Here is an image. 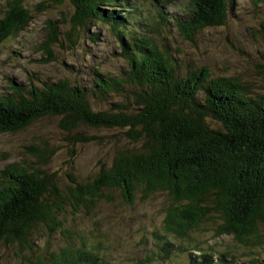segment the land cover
Wrapping results in <instances>:
<instances>
[{"label": "trees", "instance_id": "1", "mask_svg": "<svg viewBox=\"0 0 264 264\" xmlns=\"http://www.w3.org/2000/svg\"><path fill=\"white\" fill-rule=\"evenodd\" d=\"M67 1L75 9L74 25L85 34L96 29L88 35L92 44L101 39L104 27L113 34L117 56L126 66L119 75L101 72L88 53L83 67L89 64L91 70L83 80L74 77L81 61L73 58L66 75L56 81L40 80L38 73L29 76L33 81L12 83L7 94L0 95V134L24 131L41 119L60 116L59 128L72 146L94 142L82 127L108 129L115 137L121 132V141L129 146L121 145L108 164L99 163L81 181L67 174L70 186L65 190L55 174L5 166L0 173V244L17 242L25 247L40 226H53L52 231L59 227L54 221L65 208L70 214L81 208L89 212L98 202H111L112 196L104 194L107 190L118 193L127 206L135 204L137 192L145 201L156 193L167 200L163 220L170 236L189 239L201 226H211L215 237L229 235L249 248L239 253L235 264H264L259 251L264 245V93L254 89L253 82L213 76L182 50L188 44L199 46L206 30L224 26L242 0H153L158 4L150 16L153 22L143 18L142 26L135 27L134 11L144 12L137 0ZM245 2L260 16L252 33L264 43V0ZM43 9L41 5L32 11L25 0H4L0 44L16 39L32 25L33 14ZM57 24L46 23L47 59L42 62H56L51 56L54 44L66 52L77 48L76 28L69 26L63 33ZM179 52L181 57L175 55ZM91 98L108 108L94 112ZM98 144L110 145L106 140ZM47 154V148L36 153V164H45ZM163 239L168 241L163 246L172 247L165 235ZM163 246L158 247L166 250ZM170 252L159 256L157 264H171ZM76 253L83 264L99 261L85 240ZM186 253V264H234L237 259L198 245ZM72 256L64 250L51 258L54 264H66ZM152 262L147 256L135 264Z\"/></svg>", "mask_w": 264, "mask_h": 264}, {"label": "rangeland", "instance_id": "2", "mask_svg": "<svg viewBox=\"0 0 264 264\" xmlns=\"http://www.w3.org/2000/svg\"><path fill=\"white\" fill-rule=\"evenodd\" d=\"M53 2L54 0H25L27 8L32 11L41 5H44V9L33 14L32 25L16 39L0 44L1 96L7 94L12 83L25 84L32 80L29 78L31 74L39 73V79L43 78L45 81L63 78L73 58L81 61L74 77L83 80L88 68L90 69L89 64L88 68L83 67L89 57L88 53L93 55V60L98 64L95 68L99 67L101 72L119 75L126 66L125 61L117 56L119 47L106 27L102 29L101 39L92 44L88 41V35L94 34L96 29H89L85 34L84 30L73 23L75 9L72 5L67 0L60 5ZM137 2L144 12L139 14L134 11L133 27L139 24L142 26L143 18L152 23L154 17L150 16L155 14L158 4L153 0ZM3 3L4 0H0V10ZM168 7L172 9L173 5ZM251 9V3L242 0L234 10V15L228 16L224 26L206 30L199 46L188 44L183 46L182 50L190 52L191 57L199 61V65L207 66L213 76L250 81L256 85L254 89L258 87L264 93V43L259 36L252 33L258 26L260 16L254 14ZM262 20L264 22V16ZM49 21H58L57 26L63 33L69 31L72 26L76 28V50L70 49L66 52L54 44L51 56L56 60L55 63L42 62L47 59L43 42L48 33L45 27ZM63 33L60 35L62 41ZM173 38L178 40L175 35ZM65 47L69 48L68 44ZM176 54L181 57V52ZM72 65L73 62L70 63V66ZM90 103L94 112L99 110L98 108H108L104 102L93 98ZM59 118L61 117L44 118L24 131L0 134V173L10 164L39 168L48 174H55L60 188L65 190L70 186L67 174L81 181L94 173L99 163L108 164L121 145L129 146L127 141H121L124 138L121 132L115 137V132L108 129L89 127L82 129L85 134L94 138V142L72 146L71 140H68L59 128ZM102 140H106L110 145L98 144V141ZM45 148L48 150L47 162L36 164L34 155L44 152ZM104 194L112 196V201L98 202L89 212L81 208L78 214L72 213L75 215L65 208L54 221L59 227L52 231L50 228L53 226H40L38 234L29 237V243L25 244V247L19 246L17 242L2 241L0 264H54L55 260H52L51 255L57 256L64 250H70L73 254L72 258L67 257L66 264H83L84 260L79 261L76 252L81 249L84 240L86 247L99 259L97 264H135L147 256L153 264H157L158 257L169 253L170 249L168 257L172 260L171 264H186V252L191 251L195 245L216 255L230 253L232 258H237L232 260L235 264L241 258L239 253L249 249L238 244L232 236L215 237L211 226H201L199 231L190 234L189 239L170 236L164 229V208L167 204L164 194L149 195L145 201L142 194L137 192L135 204L130 206L123 204L119 194L114 191L107 190ZM164 235L173 244L172 247L163 246L162 242H168L163 239ZM158 246H163L166 250ZM259 251L261 256L264 255V245L259 246ZM228 259L230 260V257ZM240 263L244 261L240 260Z\"/></svg>", "mask_w": 264, "mask_h": 264}, {"label": "bare ground", "instance_id": "3", "mask_svg": "<svg viewBox=\"0 0 264 264\" xmlns=\"http://www.w3.org/2000/svg\"><path fill=\"white\" fill-rule=\"evenodd\" d=\"M132 60V59H131ZM129 61V60H128ZM134 74V73H133Z\"/></svg>", "mask_w": 264, "mask_h": 264}]
</instances>
